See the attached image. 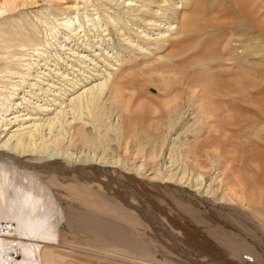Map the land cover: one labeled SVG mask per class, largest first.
Masks as SVG:
<instances>
[{"label":"bare ground","instance_id":"6f19581e","mask_svg":"<svg viewBox=\"0 0 264 264\" xmlns=\"http://www.w3.org/2000/svg\"><path fill=\"white\" fill-rule=\"evenodd\" d=\"M105 2L98 11L90 1L80 0L66 8L68 12L62 14V19L43 11L28 13L26 9L34 0L0 3V17L6 18L0 22V165L19 171V175L9 178L0 169V224L3 225L0 226V264H66L56 260L54 251L40 257L44 247L75 249L79 244L73 242L71 233L56 238L58 231L53 223L60 217L51 218L55 194L74 212L68 215L71 221L67 222L73 233L97 231L107 240L106 234L112 231L108 234L111 241L116 246L122 244L135 262H140L138 259L145 260V264L146 261L175 264L166 251L170 245L177 250L176 237L167 232L162 220L157 217L154 220L147 208L140 207L139 199L130 198L135 203L133 207L126 202L127 192L123 198L119 196L120 187L114 186V190L110 189L112 194L125 200V203L118 201L119 207H106L89 198L93 191L104 193L107 186L94 172L102 176L97 171L108 167L124 176L130 171L141 176L146 164H154L151 175L158 185L150 184L151 192L141 184L134 185L140 194L143 192L141 196L150 193L154 199L148 202L152 212L159 210L173 231L186 236L181 243L198 248L199 252H193L208 260L209 253L215 251L218 258L222 257L218 252L229 258H223L225 262L262 263L263 249L258 248L264 245V0ZM20 9L26 11L19 12ZM15 12L17 18L11 20ZM243 19L257 34H254L256 30L250 31ZM154 29L159 31V38L151 39L149 33ZM166 33H170L172 40L164 38ZM141 37L149 43L133 46L138 40L142 42ZM113 38L139 52L148 53L153 41L168 43L177 52L172 57L157 59L154 66L145 67L147 72L139 79H129L125 71L135 58H125L121 65L123 59L118 60V47L107 50L108 42L114 43ZM67 49L70 55L65 56ZM238 49L245 55L241 52L238 55ZM152 85L159 86L158 91L163 94L158 106L141 103L156 97L153 89L145 91ZM184 107L188 112L182 118ZM112 113L117 117L115 125L109 122ZM191 114L192 125L198 124V128L187 142L189 137L186 140L182 135L190 130L187 117ZM171 130L176 135L172 141L165 135ZM203 134L207 137L199 140ZM121 156L128 158L125 163ZM58 160L67 166L54 162ZM171 167H175L174 172L169 170ZM45 170L54 171L51 177L57 179L56 173L62 174L63 182L42 181ZM84 172L91 173V177ZM205 172L209 173L208 184ZM76 178L78 185L83 182L88 188L80 187L89 196L81 193L83 190L77 189V185V188L70 185ZM113 181L117 186H125L119 179L106 178L105 182L111 185ZM189 189L200 196L194 198L197 202L182 194L186 191L189 196ZM218 190L221 195L217 194ZM203 194H210L217 203L235 204L241 212L237 208L217 213L213 209L192 211V207L198 209V203L204 204ZM81 206L95 211L93 217L80 213ZM130 210L136 218L128 216ZM101 216L110 218L111 222ZM138 217L145 222L144 226L149 224L148 235L143 226H138ZM201 217L205 220L201 224L218 225L208 231L206 249L203 239H196L201 231L197 226ZM253 219L259 223H252ZM223 222L249 228L246 242L234 236V233L240 235V231L222 230L220 227L229 228ZM188 228L199 233L191 238ZM164 233L168 245L165 244L162 253L155 240L153 243L150 239L151 235L164 238ZM258 238L261 241L255 242ZM13 246L17 247L15 258L10 250ZM83 250L97 253L100 259H103L100 251L104 256L108 253L103 246L94 244ZM114 250L119 251V254L115 251L119 258L121 249ZM203 250L209 251L208 254ZM106 259L102 264H108Z\"/></svg>","mask_w":264,"mask_h":264},{"label":"rangeland","instance_id":"374dc122","mask_svg":"<svg viewBox=\"0 0 264 264\" xmlns=\"http://www.w3.org/2000/svg\"><path fill=\"white\" fill-rule=\"evenodd\" d=\"M1 1L2 0H0V3H1ZM88 1H90L91 3H93L94 5H95V7L98 9V11H100L101 10V5L102 4H105L106 2H105V0H88ZM34 4H32L31 5V7H29V9H26V8H24V9H26L27 11H28V13H31V12H37V11H43V12H45V14L46 13H49V14H51V15H53L54 17H56L57 19H62L64 16H62V14H64V13H66V12H68L67 10H66V8L68 7V6H72V5H77L79 2H80V0H34ZM179 7H177V9H178ZM22 10V9H20L19 10V12L22 10L23 12H25L26 10ZM45 10H47V12L45 11ZM31 11V12H30ZM106 11H108V10H106ZM116 12V11H115ZM114 12V13H115ZM12 13V12H11ZM17 12H15V13H13V15H12V19L11 20H13V19H16L17 18V14H16ZM110 14H112V11H111V13ZM6 15H8V14H6ZM5 15V16H6ZM47 16V15H46ZM169 16V15H168ZM32 18V17H31ZM170 19H171V17H169ZM6 19V18H5ZM5 19H1V17H0V22H2V21H4ZM103 21L105 20V19H102ZM6 21H10L9 19H7ZM84 21V20H83ZM242 21H244L243 23H247V25L249 26V27H251L250 26V24L248 23V22H246L244 19L242 20ZM240 23H242V22H240ZM240 26V25H239ZM238 26V27H239ZM248 27V28H249ZM162 28V26L160 27V29ZM172 28H173V30H174V28H175V25L174 24H172ZM165 29V28H164ZM164 29H162V30H164ZM253 29V30H252ZM157 29H154L152 32H150L149 33V35H151V39H155V38H159V36L157 37V34L159 33V31H156ZM252 30V31H251ZM256 29L254 28V27H251V29H250V31L253 33V31H255ZM175 31H172L171 33H174ZM256 33H254V34H257V30L255 31ZM169 34L170 33H166V35L164 36V38H166L167 40H172V39H170L169 38ZM140 40L142 41L141 43L139 42V40H138V42H135L134 44H133V46L135 45V44H137V45H142V44H146V43H149L148 41H147V39L146 38H143V37H141L140 38ZM113 42L115 43H112V41H109L108 42V46H107V50H109L110 49V47H114L116 50H117V53H118V55L120 56V58L118 57V60H120V59H123V62H122V60H120V62H121V65L124 63V59L126 58V59H128V57L129 58H135V59H132L131 60V62H130V65H129V67L126 69V71H125V76L127 75V77L129 78V79H132V77H135V79H139V77H140V75L143 73V72H147V69H145V67H151V66H154L156 63H155V61L157 60V59H159L160 58V60H163V59H165V58H168V57H172V56H174L175 54H176V52H177V50L176 49H173V48H171L170 46H168V43H154V41L152 42L153 44V46L152 45H150L149 46V48H150V50H149V52L148 53H146V51L144 52V51H142V52H139V51H136V50H132V52H131V50H130V48H132L133 46H129V48L125 45H123V43L122 42H117L116 40L114 41V38H113ZM112 45H111V44ZM119 43V44H118ZM114 44V45H113ZM233 44V43H232ZM231 44V45H232ZM240 46V44H238L237 43V46ZM243 44H241V46H242ZM155 46V47H154ZM233 46V45H232ZM240 46V47H241ZM148 48V49H149ZM72 49H74V47L72 48ZM128 49H129V52H128ZM73 51H76L75 49L73 50ZM79 51V50H78ZM135 51V53H133ZM150 51H152L153 52V55L152 54H150ZM237 54L238 55H240V50L238 49L237 51ZM64 53H65V56H67L68 54L70 55V53H69V49H67V50H65L64 51ZM241 54L242 55H245V53L244 52H241ZM93 56V55H92ZM252 57V56H251ZM255 56H253V58H254ZM256 58V57H255ZM253 61H254V59H253ZM119 62V63H120ZM118 63V64H119ZM101 65V64H100ZM120 65V64H119ZM114 68H116V67H114ZM151 89H153L152 90V92H153V94L154 95H156V97H153L152 98V101L151 102H149V101H147V100H142L141 101V103L142 104H146V105H148V106H158L159 105V103L160 102H162L161 101V96L163 95L161 92H159L158 90H159V86H157V85H152V86H147V88H146V92L148 93V92H151ZM150 90V91H149ZM185 108V107H184ZM29 111H32L33 110V108H29L28 109ZM184 110H186L185 112H184V115H183V117L182 118H185V116L187 115V109L185 108ZM113 115V116H112ZM190 116V117H189ZM192 116V114L191 115H188V117H187V120H189L188 121V123H187V125L188 126H190L191 125V127H190V130H188L187 132H185L183 135H182V137L185 135V139L187 138V137H189V138H187L186 140H187V142H189V141H191V138H192V135H193V132H195L196 131V129L198 128V124H195L194 126L192 125V123L194 122V119H193V117H191ZM109 118H112V119H109L110 121L109 122H111V123H113V125H115V123L117 122V117H115V114H111V116L109 117ZM186 120V119H185ZM180 121V120H179ZM177 123H178V121H177ZM187 125H186V127H187ZM176 126V125H175ZM192 132V134H190ZM188 133V134H187ZM172 134V135H171ZM191 135V137H190V135ZM166 135V137L167 138H169V140L170 141H172L173 139L172 138H175L176 137V135H175V132H173L172 130L169 132V133H167V134H165ZM204 136L202 137V136H200V138H199V140H201V139H203V138H205V137H207V134H203ZM77 145V144H76ZM184 145H186V143L184 144ZM183 146V145H182ZM183 147H185V146H183ZM183 147H181L180 146V148H183ZM74 148V147H73ZM180 148H178V150L180 149ZM127 157H124V156H121V160H122V163H125L126 161H127ZM157 161H159V159L157 160ZM55 163H58L59 165H61V166H67V164L65 163V162H61V161H54ZM139 163V162H138ZM137 163V164H138ZM1 164V163H0ZM129 164H132L131 162H129ZM1 166V168L0 169H2L4 172H6L7 173V175L6 176H8V174H9V178H13V175H16L17 173H18V175H19V171H15V170H13L10 166L9 167H6V165H0ZM169 166V165H168ZM181 166L182 165H179L178 166V168H181ZM154 167V164H146V167L142 170V175L141 176H135V175H133V172L132 171H130L129 172V175H125L124 176V174L123 173H120L119 171H116V169H109L108 167H103L101 170H98L97 172H99V171H101V172H99L98 174L100 175L101 173H103L104 175H106V178H111L112 180H114L115 179V181H117V179H119V180H121V184H124L125 186H123V185H118L117 186V183L116 182H114L113 181V184H109L108 182V184L105 182L106 181V178L104 177V175L102 174V176H98L95 172H94V174L98 177V179L101 181V183L105 186V185H107L106 186V191H104V193H107V194H109V195H111V196H113V197H109L108 195H106V196H104L103 194V192L100 190V192L99 191H97V193L95 192V191H93L91 194L90 193H88V191H87V193H86V191L85 190H83L82 188H86V189H88L87 187H85L84 185V183L83 182H80V186L78 185V180H77V178H76V180H72L71 182H70V185H72V186H75L76 188H77V186H78V188L77 189H80L82 192L81 193H84V194H86V195H88L89 196V194H90V196H89V198H95V200H98V201H100V202H102V204L104 205V206H106V207H119L118 206V201L119 202H121L122 201V203L124 202L125 203V200L124 199H122V198H119V196L121 195V197L123 196V198H124V194L126 193V195L128 196V197H126V202L127 203H131V205L134 207V205H135V203L132 201V200H137L138 201V199L140 200L139 202H140V207L141 208H143L144 207V209H148V211L151 213V215H152V217H153V219L154 218H158L159 220H162L161 222H162V224H163V226H164V228L166 229V230H168L167 232L168 233H170V234H172L173 236H175L176 237V240H174L175 242H176V245H177V250H175V249H173L172 248V246L170 247H168L169 248V250H167L166 252H167V254L171 257V259L172 260H175V264H179V262H181V264H223L225 261H223V258H225V259H229L228 257H223L224 255L223 254H221V253H219L218 252V254H220V256H222V257H220V258H218L219 256H216V254H215V251L214 252H212V253H209L210 254V259L208 260V259H206L205 257H199L200 255H199V253H196V252H193V251H197V252H199V250H197L198 248H192V247H190V246H188V245H186L185 243H181V239H186V236H181V234L179 233V232H177V230H174L173 231V229H172V227H171V225L168 223V222H166L165 220H164V218L163 217H161L160 216V214H159V210H157V212H152L151 210H152V208H151V206L148 204V202H150V201H153L154 199L153 198H151L150 196V193L149 194H147V192H149L150 191V188H149V186H150V184L151 185H154V186H156V185H158V181H156V180H153L152 179V173H153V170H152V168ZM175 167H171V168H169V170L170 171H172L173 170V172L175 171V169H174ZM189 168H191V167H189ZM11 169V170H10ZM85 169V168H84ZM132 169V168H131ZM7 170L8 171H10V172H7ZM194 171V170H193ZM12 172V173H11ZM44 172H46V174H44L43 173V175L41 174V178L43 179L42 181H46V179L49 181V182H51V183H62L63 182V180L61 179V176H62V174H58V173H56L57 174V176L60 178H55V177H51V173H53L54 171H52V170H45ZM85 173V172H84ZM193 173H197L196 171H194ZM214 173H216V172H214ZM21 174V173H20ZM55 174V175H56ZM86 175H89V177H91L90 175H91V173H85ZM12 175V176H11ZM49 175V176H48ZM54 175V174H53ZM52 175V176H53ZM11 176V177H10ZM17 176V175H16ZM70 176V175H69ZM69 176H66V177H69ZM109 176V177H108ZM112 176V177H111ZM213 176V175H212ZM89 177L87 178V181L89 180ZM44 178H45V180H44ZM204 178H205V182L208 184L209 183V173H206L205 172V175H204ZM208 179V180H207ZM105 183V184H104ZM206 183H205V185H206ZM82 184V185H81ZM134 184H136V185H138V184H141L142 186H144L145 188H146V190H147V192L145 191L144 192V194L146 195L147 194V197H148V199H147V197H145V196H141V194L143 193H141L140 194V192L138 191V188L136 189V187H135V185ZM77 185V186H76ZM83 186V187H82ZM113 186L115 187V188H118V187H120V190L119 191H121L120 193H119V196H115V194H112V189L114 190V188H113ZM80 187H82V188H80ZM99 187V186H98ZM160 187H162V186H160ZM164 187V186H163ZM108 189V190H107ZM111 189V190H110ZM149 189V190H148ZM190 190V197L186 194V191H184L182 194H184L185 196H187L188 198H190V199H192L193 201H196L194 198H196V197H199L200 198V196L198 195V194H196V192L195 191H193V189H189ZM54 191V190H53ZM109 191H111V192H109ZM151 192V191H150ZM51 193H52V191H51ZM50 193V195H53V193L51 194ZM101 193V194H100ZM221 192H219V190L217 191V194H219V195H221L220 194ZM138 194V195H137ZM49 195V192L47 193V196ZM191 195H193V196H191ZM216 195V194H215ZM54 197V196H53ZM52 197V199H53V201H54V210H51V213H52V217L51 218H54V217H60V218H57V219H55V221H56V223H55V221H54V226L56 227L55 229L58 231L57 232V234H56V238H57V240L59 239L58 237L59 236H61V234L63 233V234H70V235H73L74 237V240H73V242L76 240V242H74V243H79L77 246H76V244L74 245V246H76L75 247V249H72V247L71 248H67V249H60V248H48V247H44V248H42L41 249V253H40V257L41 258H43V255H44V253H47V252H50V251H54L55 253H56V260L58 261V262H62V263H66V264H102L103 262L105 263V259L106 258H108V260L106 259V261H108V264H142V263H144L145 264V260H138L137 259V261H140V262H135V260L136 259H133V258H131V256L128 254V253H125L126 251H127V249L126 248H124V247H122L121 245H114V242H112L111 241V238H112V236H109L108 234H111V232L112 231H109L107 234H106V239L107 240H105V239H103L104 237L101 235V234H98L97 233V231L95 232V231H78L79 232V234L78 233H76V232H72L70 229H69V226L70 225H68L67 226V222H70L71 220H70V218H69V214H73L74 212L72 211H69V209H68V205L61 199V198H59V197H57L56 196V194H55V197H57V198H53ZM138 197V198H137ZM212 196H210V194L207 196V195H204L203 194V196H201V198L203 199L202 201L204 202V204H201L200 205V203H198V205H199V207H198V209H196V208H193L192 207V211H195V212H197V211H205V210H211V209H213V210H211V211H216L215 213H217V211L218 212H223V209L224 210H226V212H228V210L229 211H233V210H236V208L237 209H239L240 210V212H241V209L238 207V206H236L235 204H232V203H227V202H214L213 200H212V198H211ZM130 198L132 199V200H130ZM115 199V200H114ZM117 199V200H116ZM153 199V200H152ZM106 200V201H105ZM198 200V199H197ZM129 201H131V202H129ZM200 201V200H199ZM111 204H110V203ZM113 202H116V203H113ZM197 202V201H196ZM107 203V204H106ZM113 203V204H112ZM142 203V204H141ZM78 204H79V202H78ZM115 204V205H114ZM134 204V205H133ZM137 204V203H136ZM80 205H81V203H80ZM120 205V204H119ZM163 205H166V203L164 202L163 203ZM218 207H217V206ZM121 206V205H120ZM143 206V207H142ZM223 208H222V207ZM70 207V206H69ZM150 209H149V208ZM163 207V206H162ZM74 208V207H73ZM80 208H82V210H81V212L80 213H84V214H89V215H91L92 214V217H93V213H95V211H93V210H91L89 207H87V206H81ZM215 208V209H214ZM217 209V210H216ZM228 209V210H227ZM50 210V209H49ZM197 210V211H196ZM238 210V211H239ZM57 211H58V213L60 214V216H58L57 215ZM86 211V212H85ZM243 211V210H242ZM53 212H55V213H53ZM64 212V213H63ZM132 213V210H130V213H129V215L128 216H130V217H133V218H136L137 216L136 215H134V214H131ZM246 213H247V211H246ZM55 214V215H54ZM78 214H79V212H78ZM126 214V213H125ZM146 214L147 215H149L147 212H146ZM156 214V215H155ZM224 214V213H223ZM248 214V213H247ZM246 214V215H247ZM88 215V216H89ZM183 216L185 215V214H182ZM181 215V217H183ZM160 216V217H159ZM186 217H187V215H185ZM94 217H96V216H94ZM188 217H189V215H188ZM0 218H2L1 217V215H0ZM63 220H62V219ZM101 218L104 220V221H107V222H111V219L110 218H107V217H105V216H101ZM184 218V217H183ZM202 218V217H201ZM217 218V217H216ZM219 218V217H218ZM217 218V219H218ZM58 219L60 220V222H58ZM155 220V219H154ZM191 220L193 221V218H191ZM196 220V219H195ZM201 221L199 222L198 221V219L196 220V222L198 221L199 222V224L197 225L198 227H200L201 228V231H200V235L198 236L197 235V232L198 231H193V230H191V228L189 229L188 228V232H190V233H188V234H190V237L191 236H193V235H197L196 236V239L197 240H201V238L203 239V241L202 242H204V244L206 243V246L204 245V247L203 248H205L206 249V247H207V243H209L208 242V239H209V237H210V234L208 233V231H210V230H214L215 228H216V226H218L216 223H211V224H209V222L207 223L206 222V224H201V223H203V221H204V223H205V220L202 218V219H200ZM203 220V221H202ZM254 220V221H253ZM252 220V223H256V224H258L259 223V220H257L256 222H255V219H253ZM66 222V223H64V222ZM137 223H138V226H143V228H145V230L146 231H144V232H146L147 233V235H148V233H150L151 231H148L150 228H149V224H146L147 226H144L145 224V222L144 223H142V221H141V218H137ZM212 221H214V220H212ZM58 222V223H57ZM140 222L142 223V224H140ZM195 222V221H194ZM193 222V223H194ZM195 222V223H196ZM258 222V223H257ZM194 223V224H195ZM56 224V225H55ZM144 224V225H143ZM223 224H227L228 225V227L229 228H226V229H224V227H220L222 230H224V231H240L241 232V234L239 235V234H236V233H234V236L238 239V240H241V241H244V242H246V236H247V232L246 231H251L249 228H246L245 226H242V225H237V224H235V223H224L223 222ZM170 225V226H169ZM0 226L2 227L3 225L2 224H0ZM157 226V225H156ZM110 227H112V225L110 224ZM86 228H88V227H86ZM161 228V227H160ZM252 228H254V226L252 227ZM256 229H257V227H255ZM170 231V232H169ZM258 231H259V229H258ZM261 231V230H260ZM156 232V231H155ZM262 232H263V239H264V230H262ZM176 234V235H174V234ZM199 233V232H198ZM202 233V234H201ZM75 234V235H74ZM193 234V235H192ZM202 235L204 236V237H206V238H204V237H202ZM152 237H153V235H151ZM163 236H164V238L162 237V236H158V235H156V237H151V241L154 243V240H155V245H157L158 247H160L161 248V252L162 253H164V250H166L165 249V247L164 246H166L165 244H167L168 245V243H166V235H165V233L163 234ZM157 238H161L160 240H158ZM192 238V237H191ZM195 238V237H194ZM200 238V239H199ZM260 238L262 239V237L260 236ZM153 239V240H152ZM181 240V241H180ZM205 240H207V241H205ZM255 242H259V241H261L259 238L257 239V240H254ZM264 241V240H263ZM178 242V243H177ZM91 244H94V245H97V246H99L100 248L103 246V249H107V251H108V253L106 254L108 257H106V255L104 256V255H102V251H100L101 253H100V256H103V259H100L99 257H97L98 256V254L97 253H93V252H87V253H85L86 251L85 250H83V249H89V247L91 246ZM159 244V245H158ZM162 245V246H161ZM255 245V244H254ZM105 247V248H104ZM120 248L121 250H120V255H119V258H118V256L116 255V252L118 253L119 251H116V250H114V248ZM190 247V248H189ZM15 248H17V247H15V246H13L10 250H11V252H13V256H14V258H15V256H16V254H15V252H14V250H15ZM74 248V247H73ZM174 250H172V249ZM180 248V249H179ZM163 249V250H162ZM250 249H253V247L250 245ZM260 249H263V250H261L262 252V254L264 255V245H260V248H258V250L260 251ZM208 250L210 251V249L208 248ZM104 251V250H103ZM116 251V252H115ZM187 253H186V252ZM209 251H204L203 250V252H205L206 254H208V252ZM83 252V253H82ZM111 254H110V253ZM257 252V254L259 253L258 251H256ZM90 253H92L93 255H91ZM121 253H122V256H121ZM185 253V254H184ZM201 253V252H200ZM119 254V253H118ZM167 254H164L166 257L168 256ZM190 254V255H189ZM191 254L192 255H196V258H193L192 256H191ZM202 254H204V253H201V255ZM260 254V253H259ZM89 255V256H88ZM125 255H129L128 257H126ZM188 255H189V257L191 256L192 257V261L189 259V257H188ZM112 256V257H111ZM115 256V257H114ZM129 257H130V259H129ZM187 257V258H186ZM206 257H208V256H206ZM212 257V258H211ZM216 257H217V259H216ZM114 258H116L115 260H114ZM121 258V259H120ZM122 258H123V260H122ZM85 259H86V261H85ZM117 259L118 260H122L121 262H123V263H119V261L117 262ZM145 259V258H144ZM196 259V260H195ZM233 259V258H232ZM113 260V261H112ZM125 260V261H124ZM130 261V262H126V261ZM234 260V259H233ZM260 260H262V263L264 264V256H263V259H260ZM80 261V262H79ZM87 262L88 261V263H85V262ZM142 261V262H141ZM154 261H156V260H154ZM223 263H222V262ZM203 262V263H202ZM206 262V263H205ZM227 262V263H226ZM226 262L224 263V264H237V262H235V263H231L229 260H226ZM146 263L148 264V262L146 261ZM262 263H259V264H262ZM151 264H154V263H151ZM239 264V263H238Z\"/></svg>","mask_w":264,"mask_h":264}]
</instances>
